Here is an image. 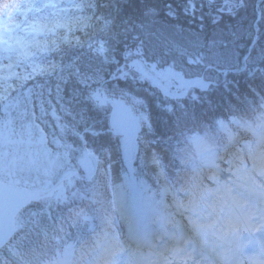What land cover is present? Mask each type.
<instances>
[{
    "label": "trees",
    "instance_id": "obj_1",
    "mask_svg": "<svg viewBox=\"0 0 264 264\" xmlns=\"http://www.w3.org/2000/svg\"><path fill=\"white\" fill-rule=\"evenodd\" d=\"M243 4L232 8L233 16L225 0H55L48 8L38 0L40 11L16 16L12 37L27 44L31 55L0 50V125L12 119L14 126L29 128L30 147L54 159L47 174L19 171L18 185L44 187L69 170L83 175L78 160L84 149L96 156L98 169L89 181L66 180L59 192L64 202L49 197L21 210L15 234L0 249V264H46L66 244H90L105 229L124 248L117 259L125 264L136 248L129 241L128 218L117 214L113 186L123 188L127 155L134 157L140 191L152 194L156 207L200 243L174 199H186L193 185L215 189L216 184L211 172L199 171V162L188 160L185 137L193 131L214 133L217 118L244 113L249 100L264 96V0ZM36 22L67 23L68 29L28 31ZM98 38L105 41L103 55L88 46ZM35 40L46 45L34 47ZM133 59L174 92L181 90L180 74L203 76L210 86L171 99L130 68ZM100 91L123 100L140 117L142 129L129 148L111 131V106L95 102L93 95ZM215 139L224 146L221 137ZM0 148L13 152L11 144L0 143ZM242 149L241 143L230 150L243 155ZM216 167H223L230 183L228 165L220 160ZM0 180L8 182L2 174ZM231 194L248 196L234 185Z\"/></svg>",
    "mask_w": 264,
    "mask_h": 264
},
{
    "label": "clouds",
    "instance_id": "obj_2",
    "mask_svg": "<svg viewBox=\"0 0 264 264\" xmlns=\"http://www.w3.org/2000/svg\"><path fill=\"white\" fill-rule=\"evenodd\" d=\"M37 3L38 0H0V50L19 49L20 54L31 55L27 44L13 38L12 33L19 25L16 16L26 18L34 10L40 11L36 8ZM43 7H55V0H43ZM57 28L67 31L68 24L36 22L28 31L45 34ZM42 44L46 45V42H32L34 47ZM217 136L223 139V147L216 142ZM185 139L188 160L199 162V171L211 172L216 184L215 189L193 185L187 190L186 199H174L178 212L188 217L190 230L199 239L201 248L212 257L207 264H264V242H258V249L248 255H242V248L237 250L221 243L241 229L248 232L264 230V227L258 228L255 213H248L243 218L235 214L236 209L247 205L231 194L234 185L248 195L255 194L264 204V184L255 178L264 179V96L258 95L255 102L249 100L244 113L229 116L227 120L217 118L214 133L193 131ZM241 143L243 155L240 151L230 150ZM220 160L229 167L230 183L222 176L223 167H216ZM220 193L227 195L222 198ZM168 223L172 224V221ZM173 226L179 231L178 224ZM123 251L121 243L105 229L94 236L90 244H66L46 264H119L117 257ZM125 264H196V260L182 237L173 235L171 243L164 249L152 246L144 251L137 247L128 255Z\"/></svg>",
    "mask_w": 264,
    "mask_h": 264
},
{
    "label": "water",
    "instance_id": "obj_3",
    "mask_svg": "<svg viewBox=\"0 0 264 264\" xmlns=\"http://www.w3.org/2000/svg\"><path fill=\"white\" fill-rule=\"evenodd\" d=\"M261 16L262 12L259 11V19ZM128 65L132 70L138 72L141 77L149 80L151 85L160 90L163 95L171 99H183L188 95L192 88L200 87L205 89L208 85H210V82L205 81L203 76L188 78L180 74L178 86L181 90L174 92L157 74L149 70L140 59H133L128 63ZM219 72H224V70H219ZM113 78L114 77H111L105 80L102 84L112 80ZM93 97L97 104H109L111 106L109 124L113 134L115 136L125 137L127 136L126 133L130 132V135L133 137L134 141H136L137 136L142 129V124L140 117L134 114L131 107L123 100L108 98L103 91L95 92ZM107 131L110 130L108 129ZM78 165L82 170H84L83 175H80L75 170H69L65 172L56 183L47 187H20L18 185H12L0 180V249L3 248L15 234L16 217L21 210L33 202H38L41 199L49 197H54L55 199H60L64 202L65 198L60 195L59 192L66 180L76 177L85 178L89 181L95 176L98 169L96 156L91 154L87 149L83 150V156L78 160ZM135 191H137L136 194L140 196L138 189ZM153 210L156 212L154 207Z\"/></svg>",
    "mask_w": 264,
    "mask_h": 264
},
{
    "label": "rangeland",
    "instance_id": "obj_4",
    "mask_svg": "<svg viewBox=\"0 0 264 264\" xmlns=\"http://www.w3.org/2000/svg\"><path fill=\"white\" fill-rule=\"evenodd\" d=\"M209 1H214V0H209ZM104 26H105V22H102L101 26H100V32H102L105 29ZM95 42L96 41H94L88 45L91 48V52H96V53L101 52V54L103 55L105 53V50L107 49L106 45H105V41L102 38H98L97 43H95ZM209 86L210 85H208L205 89H207ZM198 88H200V87H198ZM200 89H202V88H200ZM205 89H202V90H205ZM12 122H13L12 119H10L7 122L0 125V143H2L5 146L10 145V144L13 146L12 154L10 153L8 148H5V149L0 148V175L2 174L5 178H7L8 183H10L12 185H18L20 180L17 176V173L19 171H26L27 172L30 170H34L36 172L42 171L44 174H47L51 170V166L53 165L54 159H48V156H46L45 158L44 157L42 158L40 156V154L35 149L30 147V142H29L30 136H31L30 129L29 128H21L19 125L14 126ZM22 130L24 131V134H23ZM133 140L134 139L131 135L124 137V143H125L127 148L130 147V144ZM55 158H56V156H55ZM45 162H49V165L46 166ZM226 175H227V173L225 174V176ZM26 184H27V182H25V185ZM49 184H50V181L47 180L46 186H48ZM127 185L125 184L124 188L122 189L123 192H121V193H124V191H127V193H128L130 191V189L127 187ZM132 192L133 191L131 190V192L128 195H130ZM116 193H117V191H116ZM120 194H118V193L116 194V198H117L116 204H117V209L119 211V214L122 216L125 214L120 210V201H119V199H120L119 197H121ZM128 195H126V196H128ZM142 195L149 201L154 200V197L150 193H147V192L143 193L142 192ZM249 196H250L249 198H246L244 200L241 199L242 201L247 202L246 203L247 206L235 210V214L238 215L239 217H241L240 212L242 209H245V211L252 210V211H258L260 213L263 212L262 208L259 209L257 207V205L255 204V202L252 200L256 197L255 194L249 195ZM123 197H125V196L123 195ZM130 225H131V230H132L130 233V238H131L132 242H134L138 245L145 246L144 243H141V241L133 238V235H132L133 234L132 228L134 227L133 222L130 223ZM136 227L138 228L137 229L138 232H142V231L145 232L146 231L145 227H143V222L141 219L137 221ZM222 243L224 246L231 247V248L233 246L234 248H236L237 247L236 243H238V241H237V238H229L227 241H224ZM154 246L157 247L158 245H154ZM145 248H146V246H145ZM145 248H143V249L145 250ZM239 249H241V246H238V250Z\"/></svg>",
    "mask_w": 264,
    "mask_h": 264
},
{
    "label": "bare ground",
    "instance_id": "obj_5",
    "mask_svg": "<svg viewBox=\"0 0 264 264\" xmlns=\"http://www.w3.org/2000/svg\"><path fill=\"white\" fill-rule=\"evenodd\" d=\"M130 134V132L126 133L127 136ZM119 201L120 210L125 215L129 216L134 224L132 232L133 238L141 241V243H144L146 247H152V245L154 246L158 243L166 246L173 235L177 236L178 233L173 232L166 225L165 219L162 218L160 214H156L153 210L151 202L146 198L140 197L138 194L133 192L128 196L120 198ZM139 219L143 222V227L146 229L145 232L137 231L138 228H136V224ZM182 240L184 241V238H182Z\"/></svg>",
    "mask_w": 264,
    "mask_h": 264
},
{
    "label": "snow or ice",
    "instance_id": "obj_6",
    "mask_svg": "<svg viewBox=\"0 0 264 264\" xmlns=\"http://www.w3.org/2000/svg\"><path fill=\"white\" fill-rule=\"evenodd\" d=\"M225 4H230L232 6V7L228 8L227 14L233 15V16L235 15V12H233V10H232L233 7L238 10L240 7L244 6L243 0H225ZM213 22L218 23L217 20H214ZM255 39L258 40V38H255Z\"/></svg>",
    "mask_w": 264,
    "mask_h": 264
}]
</instances>
